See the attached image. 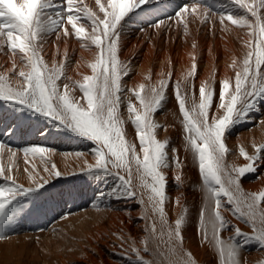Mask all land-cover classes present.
Returning a JSON list of instances; mask_svg holds the SVG:
<instances>
[{
    "label": "snow or ice",
    "instance_id": "obj_1",
    "mask_svg": "<svg viewBox=\"0 0 264 264\" xmlns=\"http://www.w3.org/2000/svg\"><path fill=\"white\" fill-rule=\"evenodd\" d=\"M95 4L103 17L83 0H0V51L7 47L6 54L12 58L11 71L15 72V82L6 73H0V102L9 105L14 114H22L17 119L42 118L46 124L35 129L38 135H48L47 125L50 124L89 141L94 146L91 154L95 164L85 161L84 174L94 180L112 178L115 181L109 190L98 193L92 207L98 209L100 202L109 199H138L145 205L142 219L146 221L148 234L143 241V252L150 251L151 242L167 264H196L191 253L183 250L182 227L186 223L187 207L174 226L169 224L165 211L168 197L164 169L175 164L179 171L181 162L176 149H172L174 155L170 160L168 140L157 138V129L163 126L154 120V113L163 107L171 73L150 86L141 83L138 89L125 91L122 79L129 74V65L119 59V41L133 15L167 13L170 7L174 9L172 12L151 21L150 26L158 29L168 21H174L168 26L182 25L184 34L188 35L190 22L208 21L215 15L222 26L227 19L232 25L246 29L245 35L249 39L244 44L247 51L235 72L234 82L230 78L222 80L214 111V78L201 83L197 97L191 82L196 72L195 63L184 74L183 82H174V95L182 115L185 151L193 155L202 179L205 203L198 217V233L216 249L220 264H243L240 238L255 241L264 250V191L245 192L240 183L246 174L257 172L258 162L264 159V144L255 147L253 155L240 147L239 155L247 163L240 167L229 165L226 133L250 119V113L264 101V14H261L264 0H252V3L244 0H186L180 4L175 0H105L104 3L95 0ZM239 10L247 14H240ZM84 20L89 22L90 31ZM222 30L228 29L223 27ZM52 34L57 41L61 36L65 39L74 36L83 48L91 50L92 46L95 47V61L88 65L91 75H83L82 80L76 81L66 75L67 52L60 61L53 60L52 65H48L42 51ZM16 57L22 64L19 71H16ZM236 66L237 61L233 58L231 67ZM77 89L82 95H75ZM129 93L134 95L139 106L133 103ZM122 105L126 107V118L121 113ZM128 121L134 126L139 151L135 140L127 136L125 125ZM258 123L264 124V120ZM163 130L167 131V128ZM5 131L14 136L17 132L23 134L25 129L14 122ZM4 150L10 154L9 160L15 157L16 151L23 152L26 163L29 156L39 157L48 178L39 173L33 175L25 167L33 185L25 187L17 183L11 167L7 169L8 174L0 167V177L3 178L0 183V240L9 238L5 233L25 210L24 198L34 196L52 177L62 175L55 163L46 159L45 154H55L53 148L29 145L16 150L0 141V153ZM64 155L83 157L85 154ZM174 179L178 184L182 182L179 174ZM137 189H140L139 195ZM60 195L71 197L73 193L62 192ZM224 212L238 216L252 229V234L232 225L233 235L224 239L221 234L229 225ZM70 215L72 213H66L62 218L67 219ZM149 220L151 223H147ZM161 241L167 247V254L160 251ZM133 251L140 264H164L159 260H144L134 246Z\"/></svg>",
    "mask_w": 264,
    "mask_h": 264
},
{
    "label": "bare ground",
    "instance_id": "obj_2",
    "mask_svg": "<svg viewBox=\"0 0 264 264\" xmlns=\"http://www.w3.org/2000/svg\"><path fill=\"white\" fill-rule=\"evenodd\" d=\"M101 2L104 3L105 0ZM184 2L186 0H175L177 4ZM244 2L252 3V0H244ZM83 3L103 17L95 0H83ZM236 7L238 9L239 6ZM173 10L172 7L167 8V13ZM239 12L247 14L243 10ZM167 13L158 11L149 16H144L143 12L140 17L133 15L119 41V59L129 65V74L123 77L122 84L125 85V91L138 89L141 83L150 86L167 78L168 73H171L166 98L162 102L163 107L154 113V120L163 126L157 129V138L161 141L167 139L169 159L171 160L174 155L172 149H176L181 162L179 171L175 164L164 169L167 180L168 200L165 203L167 219L169 224L174 226L175 221L183 213L184 207H187L186 223L182 227L184 252L191 253L196 264H220L216 249L206 243L198 233V217L205 203L202 179L193 155L190 151H185L182 115L174 95V82H183L184 74L195 63L196 72L191 82L197 97L201 83L214 78L216 92L213 101L214 111L221 82L225 78H230L234 82L235 72L239 70L243 55L247 51L244 41H247L249 37L245 35L246 29L232 25L227 19L222 26L215 15L208 21L190 22L188 35L184 34L182 25L171 28L168 26L174 24V21H168L158 29L150 26L151 21ZM261 14H264V9H261ZM248 15L250 17V14ZM83 22L90 31L89 22L87 20ZM67 27L71 29V25ZM223 27H227L228 30H222ZM7 52L6 46L0 51V73H6L10 80L15 82V72L11 71L12 58L6 54ZM65 52H67L66 75L72 77L73 81L82 80L83 75L92 74L88 65L95 61V47L92 46L91 50L83 48L81 42L74 36L67 39L61 36V39L57 41L55 34H52L44 45L42 55L51 66L53 60L60 61ZM233 58L237 61L236 68L231 67ZM15 59L16 71H19L22 64L18 57ZM161 73L164 75L162 76ZM75 95L82 94L77 89ZM129 96L133 103L139 106L134 95L129 93ZM121 113L125 118L127 117L124 105L121 106ZM19 115L22 114H14L9 105L0 102V141L16 150L29 145H46L55 149V154L47 153L45 156L46 159L55 163L56 169L62 175L52 177L45 188L58 186L61 181H73L72 179L77 180L76 184L80 185H77L78 196L75 205L71 206L68 200L65 202L61 200L60 204H53L50 207L55 211L48 216H46L48 212L44 209L42 214L29 209L30 202L28 198H24L25 210L19 214L12 227L5 233L9 238L0 240V264H140L133 246L140 250L144 260L149 262L159 260L167 264L164 257L157 254L155 245L151 242L150 251L143 252V241L148 234L145 231L146 221L142 219L145 205H142L138 199H109L100 202L98 209L92 207L98 193L109 190L115 183L112 178L94 180L91 176L84 174L83 169L87 166L85 161L88 164H95L91 154L94 146L89 141L53 128L50 124L47 125L48 135H38L35 129L44 126L46 122L36 117L31 120L17 119ZM250 117L233 127L230 133H226L228 137L226 144L230 149L227 156L229 165L240 167L247 163L239 155L240 147H243L249 155H253L255 147L264 144V124L258 123L264 120V101L258 103L256 110L250 113ZM14 122L25 129L23 134L17 132L16 135L10 136L6 133L5 129ZM165 127L167 131L163 130ZM125 128L128 138L135 140L139 151V141L135 138L131 121L126 123ZM75 152H82L85 155L83 157L64 155V153ZM9 155L7 150L0 153V167L6 170L5 174H8L7 169L11 167V174L16 177L17 183L25 187L33 186L28 173L24 171L25 167L29 169V172H33V175L39 173L40 176L48 178V173L43 172L44 165L39 157L29 156L26 163L22 151H16L12 160H9ZM257 169V172L248 173L241 179L240 183L245 192L264 191V159L258 162ZM177 174L181 175L182 182L179 184L174 179ZM0 183H3L2 177H0ZM139 192L140 189H137V195ZM72 197L74 198V194ZM58 198L62 199L59 195ZM177 200H179L178 204ZM145 203H147L146 198ZM66 213H72V215L63 219ZM148 214L151 216L150 206ZM223 214L229 221L226 230L221 234L224 239L233 235L232 225L238 226L249 235L252 234V229L238 216H233L229 212ZM240 240L242 241L240 258L243 264L264 262V250L260 249L256 242L250 247L251 240L243 241V238ZM160 251L165 254L168 252L163 241H161Z\"/></svg>",
    "mask_w": 264,
    "mask_h": 264
},
{
    "label": "rangeland",
    "instance_id": "obj_3",
    "mask_svg": "<svg viewBox=\"0 0 264 264\" xmlns=\"http://www.w3.org/2000/svg\"><path fill=\"white\" fill-rule=\"evenodd\" d=\"M72 180L73 181L70 180L71 182L70 181H66V182L61 181L58 184V186H53L52 188L41 189L34 196L28 198V201L30 202L28 204V206H30L29 209H31L32 211H36V212L38 211L40 214H42V209H44L48 212V214H46V216H48L50 213H53L55 211L54 208H50V207L53 204H60L61 200H63V202L68 200L71 206L75 205L77 203V196H78V193H76L77 192L76 189L78 188V186L80 184H76L77 180H74V179H72ZM69 191L74 194V198L72 196L71 197H68V196L62 197L60 195L62 192L67 193ZM58 195L61 196L62 199L58 198ZM249 244H250V247H252L255 245V241H251Z\"/></svg>",
    "mask_w": 264,
    "mask_h": 264
}]
</instances>
